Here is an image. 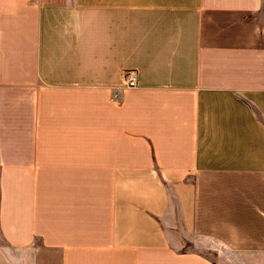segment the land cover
I'll list each match as a JSON object with an SVG mask.
<instances>
[{"label": "crops", "instance_id": "0c3cea01", "mask_svg": "<svg viewBox=\"0 0 264 264\" xmlns=\"http://www.w3.org/2000/svg\"><path fill=\"white\" fill-rule=\"evenodd\" d=\"M0 236L33 264H264V0H0Z\"/></svg>", "mask_w": 264, "mask_h": 264}, {"label": "rangeland", "instance_id": "374dc122", "mask_svg": "<svg viewBox=\"0 0 264 264\" xmlns=\"http://www.w3.org/2000/svg\"><path fill=\"white\" fill-rule=\"evenodd\" d=\"M169 233L175 238L176 246L182 250H200L194 246L193 237L186 233L180 225L172 223L168 229ZM181 239V240H178ZM212 257L217 259L213 254ZM0 263L1 264H33L31 249H18L7 245L0 236Z\"/></svg>", "mask_w": 264, "mask_h": 264}, {"label": "built area", "instance_id": "2783aa9c", "mask_svg": "<svg viewBox=\"0 0 264 264\" xmlns=\"http://www.w3.org/2000/svg\"><path fill=\"white\" fill-rule=\"evenodd\" d=\"M125 78H126V85L128 87H135L138 85L137 73L134 72L133 70L127 71L125 74Z\"/></svg>", "mask_w": 264, "mask_h": 264}, {"label": "trees", "instance_id": "16d2710c", "mask_svg": "<svg viewBox=\"0 0 264 264\" xmlns=\"http://www.w3.org/2000/svg\"><path fill=\"white\" fill-rule=\"evenodd\" d=\"M169 188V197H170V200L171 201H174L175 200V194H174V192H173V190H172V187H170V185L168 186Z\"/></svg>", "mask_w": 264, "mask_h": 264}]
</instances>
